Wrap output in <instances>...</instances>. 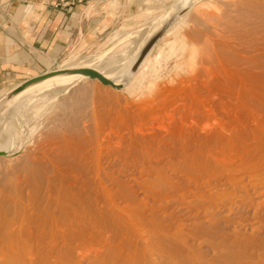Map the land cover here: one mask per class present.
<instances>
[{
  "label": "bare ground",
  "instance_id": "obj_1",
  "mask_svg": "<svg viewBox=\"0 0 264 264\" xmlns=\"http://www.w3.org/2000/svg\"><path fill=\"white\" fill-rule=\"evenodd\" d=\"M243 2L231 6L238 15L222 18L234 24L229 31L239 41L215 40L219 72L212 86L206 84L231 113L230 125H202L214 112L207 106L194 111L190 124L175 122L161 134H128L126 144L107 148L105 136L83 127L85 133L74 130L58 150L32 159L26 153L15 170L12 164L11 170L0 168V264H264V0ZM193 3L178 0L163 24L132 34L113 65L51 70L1 96L0 153L6 152L2 130L15 110L11 103H23L33 92L58 97L77 79L102 82L81 69L123 89L175 25L170 19ZM249 211L257 215L252 234L239 231L240 225L234 233L221 227L223 217Z\"/></svg>",
  "mask_w": 264,
  "mask_h": 264
},
{
  "label": "rangeland",
  "instance_id": "obj_2",
  "mask_svg": "<svg viewBox=\"0 0 264 264\" xmlns=\"http://www.w3.org/2000/svg\"><path fill=\"white\" fill-rule=\"evenodd\" d=\"M177 1L147 0V6L141 7L139 14L131 20L119 23L118 26L108 31L103 37L88 39L71 46L50 71L71 66L94 68L105 63L113 65L116 56L122 50L130 47L129 40L131 35L136 34L146 26L163 24L164 17L171 11ZM240 1L194 0L192 6L184 9L176 18L172 17L170 19V21H175V25L159 41L148 56L145 65L128 80L123 89L104 85L102 82L91 78L77 79L70 83L68 87L72 86L66 94L63 92L58 97L52 98L49 95L47 99H42L43 97L40 94L43 91L33 92L23 99V103H11L9 110L13 108L15 110L10 114L9 119L5 121L6 124L2 130V133L7 135V143L4 147L6 152L0 153V168L4 170L5 167H9L10 169L13 165L12 169H14L20 164L18 162L24 161L26 153L32 159L35 155L39 158L38 155L40 154L38 152L46 153L58 150V148L62 147L64 140L68 142L70 135L75 134L74 130L76 132L80 128L82 132L83 127L97 130L98 134L105 136L102 139L106 142H103V144H106L105 147L107 148L111 146L110 144L114 145V143L117 147L120 144L122 146L123 141L126 144L128 138L131 135H136V133L137 135L157 134V132L161 134L166 132L168 126L174 125L175 122L176 124H190L193 121L194 111L196 112L200 108L201 110H208V107H210L209 110H211L212 107L214 110L206 118L209 121L204 119L201 122L202 125L209 128L215 126L219 128L226 126V124L230 125L232 121L231 113L229 114L228 111L222 110L224 108L219 103V97L216 95L217 90L214 87H208V85L211 80L212 83L214 79V82L217 80L214 74L218 75L219 72V65L216 62L217 54H215L218 51H213L215 50L213 44L216 46L218 43H215V40L218 39L219 41L224 37V41L230 42V45L239 41L237 39L238 36L236 35L237 37L234 38V35L232 36L229 31L236 29V27L234 24L232 27V22L228 21V17L239 14L232 10L231 6L241 8L244 5L241 2H247L248 0ZM182 14L184 16L177 19ZM221 14L224 17H221ZM226 16L228 17L226 18ZM222 18L224 20L225 18L228 19V22H225ZM225 24L231 26L228 27ZM133 28L135 29L131 30ZM226 33L230 35L229 38H233L234 42L230 40L231 38L227 41L228 35ZM216 48L218 47L216 46ZM213 75L215 78H213ZM20 80L9 81L4 86L11 87ZM212 83L209 86H212ZM206 84L208 85L206 86ZM206 87L208 88L206 89ZM107 88L109 89L107 90ZM213 89L215 90L213 91ZM6 92H8V88L0 90V97ZM74 96L77 97L75 98ZM69 99L72 100L70 101ZM16 105L18 106L17 108L15 107ZM226 114L228 117H226ZM181 120L183 122H180ZM87 129L86 132L88 131ZM83 132L85 133L84 130ZM128 134L131 135L129 136ZM120 138V143L117 145L118 143L116 142ZM15 154L18 159L15 158ZM20 157L23 158L21 159ZM15 159L17 160L16 162ZM20 159L21 161H18ZM2 178L0 177V182ZM233 213H231V217H228L229 220L227 217L222 218L221 227L223 226L225 231L228 229L227 232L234 233L233 228H238L240 225L238 230H243V233L247 234L249 230V234H252V229L250 228L257 221V217L255 218L257 215H254L253 211L244 212L243 214ZM233 219L236 221H233ZM195 240L197 242V239ZM204 242L206 241H203V247L207 249V243L204 244Z\"/></svg>",
  "mask_w": 264,
  "mask_h": 264
},
{
  "label": "crops",
  "instance_id": "obj_3",
  "mask_svg": "<svg viewBox=\"0 0 264 264\" xmlns=\"http://www.w3.org/2000/svg\"><path fill=\"white\" fill-rule=\"evenodd\" d=\"M146 6L147 0L0 1V90L50 71L71 46L103 37Z\"/></svg>",
  "mask_w": 264,
  "mask_h": 264
},
{
  "label": "water",
  "instance_id": "obj_4",
  "mask_svg": "<svg viewBox=\"0 0 264 264\" xmlns=\"http://www.w3.org/2000/svg\"><path fill=\"white\" fill-rule=\"evenodd\" d=\"M160 36L157 35L155 39H153V41H151L149 43V45L146 47V49L143 51V53L141 54V56L139 57L137 63H136V68L137 66L140 64L141 60L144 58V56L147 54L148 50L151 48V46L155 43V41L157 40V38ZM83 73L89 75L90 77L92 78H99L103 83L105 84H111L113 86H116L115 83L113 81H111L110 79H107L106 77H104L101 73L93 70V69H81ZM42 76V75H41ZM41 76L39 77H33L29 80H27L26 82H29L30 80H33L34 78H40Z\"/></svg>",
  "mask_w": 264,
  "mask_h": 264
}]
</instances>
